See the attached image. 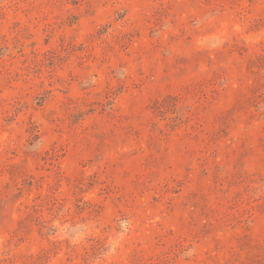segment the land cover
Listing matches in <instances>:
<instances>
[{"label": "rangeland", "instance_id": "1", "mask_svg": "<svg viewBox=\"0 0 264 264\" xmlns=\"http://www.w3.org/2000/svg\"><path fill=\"white\" fill-rule=\"evenodd\" d=\"M0 264H264V0H0Z\"/></svg>", "mask_w": 264, "mask_h": 264}]
</instances>
